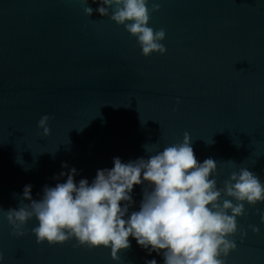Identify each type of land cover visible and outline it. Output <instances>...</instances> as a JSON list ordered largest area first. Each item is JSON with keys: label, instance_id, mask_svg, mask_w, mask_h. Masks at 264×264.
Returning a JSON list of instances; mask_svg holds the SVG:
<instances>
[{"label": "water", "instance_id": "obj_1", "mask_svg": "<svg viewBox=\"0 0 264 264\" xmlns=\"http://www.w3.org/2000/svg\"><path fill=\"white\" fill-rule=\"evenodd\" d=\"M156 2L160 10L148 26L165 30L167 51L145 57L123 25L95 11L89 17L81 0H0L3 264H117L110 248L75 238L38 244L35 218L23 236L12 234L5 211L28 202L24 186L39 200L44 186L64 182L54 177L72 167L77 182H91L114 157L147 158L187 132L198 161L217 162L219 187L241 168L264 183V0ZM44 115L52 117L47 137L38 129ZM144 187H134L130 212L139 209ZM261 213L264 202L245 203L225 264H264ZM129 239L120 264H164Z\"/></svg>", "mask_w": 264, "mask_h": 264}, {"label": "clouds", "instance_id": "obj_2", "mask_svg": "<svg viewBox=\"0 0 264 264\" xmlns=\"http://www.w3.org/2000/svg\"><path fill=\"white\" fill-rule=\"evenodd\" d=\"M84 12L109 16L136 37L145 57L165 54V30L149 27L152 12L160 10L153 0H81ZM111 10V11H110ZM49 115L38 121L42 135H50ZM192 139L186 132L181 143L154 147L147 158L123 162L113 158V167L98 169L91 182H78L77 169L61 171L54 179L66 177L55 186L45 185L39 200L32 197V185H25L23 206L10 208L5 216L13 235H24V226L35 218L32 229L37 243L63 244L75 238L89 248H110L111 258L120 264V251L131 247L130 237L149 255H162L164 264H225L236 244L229 239L238 230L237 218L245 215V203L264 202V183L247 168L233 171L219 187L217 162L198 161ZM155 145V144H153ZM145 146V145H144ZM68 169L66 163L61 166ZM142 185L139 209L131 211L134 187ZM2 210V209H0ZM264 223V213H261ZM252 227L258 233L259 228ZM246 235V233H242ZM4 256L0 254V264ZM145 264H158L156 259Z\"/></svg>", "mask_w": 264, "mask_h": 264}]
</instances>
